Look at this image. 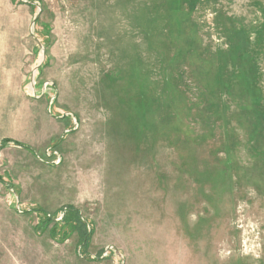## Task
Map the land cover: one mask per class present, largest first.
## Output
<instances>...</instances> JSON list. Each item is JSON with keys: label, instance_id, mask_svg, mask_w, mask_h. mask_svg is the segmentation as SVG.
Instances as JSON below:
<instances>
[{"label": "rangeland", "instance_id": "374dc122", "mask_svg": "<svg viewBox=\"0 0 264 264\" xmlns=\"http://www.w3.org/2000/svg\"><path fill=\"white\" fill-rule=\"evenodd\" d=\"M4 139L0 264H264V0H0Z\"/></svg>", "mask_w": 264, "mask_h": 264}, {"label": "trees", "instance_id": "16d2710c", "mask_svg": "<svg viewBox=\"0 0 264 264\" xmlns=\"http://www.w3.org/2000/svg\"><path fill=\"white\" fill-rule=\"evenodd\" d=\"M8 142V140H2L0 142V146L5 145ZM67 211L63 215V222L65 224H70L74 230L77 231L79 234V241L81 242V245L86 247V243L88 242V238L90 237V232L85 231V224L80 220V216L78 212L71 206L66 207ZM50 219H46L45 224H49Z\"/></svg>", "mask_w": 264, "mask_h": 264}, {"label": "water", "instance_id": "95a60500", "mask_svg": "<svg viewBox=\"0 0 264 264\" xmlns=\"http://www.w3.org/2000/svg\"><path fill=\"white\" fill-rule=\"evenodd\" d=\"M37 15H38V13H37ZM115 251H116V249H114Z\"/></svg>", "mask_w": 264, "mask_h": 264}, {"label": "built area", "instance_id": "2783aa9c", "mask_svg": "<svg viewBox=\"0 0 264 264\" xmlns=\"http://www.w3.org/2000/svg\"><path fill=\"white\" fill-rule=\"evenodd\" d=\"M75 122V121H74ZM59 158V157H58Z\"/></svg>", "mask_w": 264, "mask_h": 264}]
</instances>
